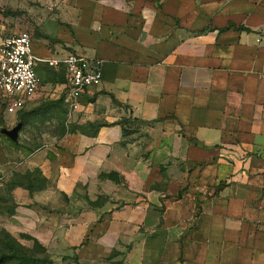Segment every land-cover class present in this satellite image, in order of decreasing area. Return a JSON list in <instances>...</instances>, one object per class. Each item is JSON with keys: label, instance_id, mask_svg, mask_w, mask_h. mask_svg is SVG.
<instances>
[{"label": "crops", "instance_id": "0c3cea01", "mask_svg": "<svg viewBox=\"0 0 264 264\" xmlns=\"http://www.w3.org/2000/svg\"><path fill=\"white\" fill-rule=\"evenodd\" d=\"M56 39L32 48L102 82L0 161L43 177L14 185V229L52 264H264V0H67Z\"/></svg>", "mask_w": 264, "mask_h": 264}, {"label": "rangeland", "instance_id": "374dc122", "mask_svg": "<svg viewBox=\"0 0 264 264\" xmlns=\"http://www.w3.org/2000/svg\"><path fill=\"white\" fill-rule=\"evenodd\" d=\"M67 0H0V41L4 38L27 31L32 40L40 41L47 48H57L56 28L62 17V8ZM64 52H57L62 58ZM38 76L46 86L42 98L21 112L6 115L0 98V161L8 158L12 165L20 157L23 148L27 153L52 143L70 130L69 104L61 87L49 84L50 80L62 81L49 67H40ZM48 84L46 85V83ZM82 121V120H81ZM18 122L22 127L16 141L11 140L5 130ZM81 123V122H80ZM43 177L38 173H20L15 167L0 168V264H52L47 246L41 237L32 235L30 230H15L9 219L15 208L12 189L16 184H28L32 188L42 185Z\"/></svg>", "mask_w": 264, "mask_h": 264}, {"label": "built area", "instance_id": "2783aa9c", "mask_svg": "<svg viewBox=\"0 0 264 264\" xmlns=\"http://www.w3.org/2000/svg\"><path fill=\"white\" fill-rule=\"evenodd\" d=\"M49 67L62 81L61 87L71 112L78 99L102 82L100 60L69 51L62 58H40L32 48L27 31L14 33L0 41V98L6 115L16 114L30 101H39L45 93L38 76V64Z\"/></svg>", "mask_w": 264, "mask_h": 264}, {"label": "water", "instance_id": "95a60500", "mask_svg": "<svg viewBox=\"0 0 264 264\" xmlns=\"http://www.w3.org/2000/svg\"><path fill=\"white\" fill-rule=\"evenodd\" d=\"M21 127H22V123L18 122L13 128H11L10 130H5L4 132L11 140L16 141L18 137V132Z\"/></svg>", "mask_w": 264, "mask_h": 264}]
</instances>
